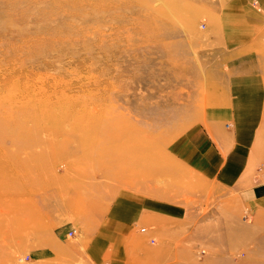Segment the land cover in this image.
<instances>
[{
  "label": "rangeland",
  "instance_id": "rangeland-1",
  "mask_svg": "<svg viewBox=\"0 0 264 264\" xmlns=\"http://www.w3.org/2000/svg\"><path fill=\"white\" fill-rule=\"evenodd\" d=\"M232 1L0 0V156L12 152L0 165V264H31L24 256L62 224L78 233L87 200L104 204L97 191L116 177L174 197L189 185L174 201L190 205L191 233L223 238L195 247V264H264V214L167 156L206 120V76L226 58L210 35ZM258 44L264 59V33Z\"/></svg>",
  "mask_w": 264,
  "mask_h": 264
},
{
  "label": "crops",
  "instance_id": "crops-1",
  "mask_svg": "<svg viewBox=\"0 0 264 264\" xmlns=\"http://www.w3.org/2000/svg\"><path fill=\"white\" fill-rule=\"evenodd\" d=\"M222 15L216 23L220 32L212 31L209 44L211 52H225L226 58L212 66L217 75L206 76V89L213 94L206 120L177 133L167 156L219 190L234 191L259 215L264 214V155L257 152L256 133L263 124L264 59L255 50L264 33V0H233ZM120 180L97 191L105 197L100 207L97 195L87 200L89 211L83 217L92 219L87 226L71 236L73 224L55 227L45 236L49 242L41 239L40 247L24 258L31 264H195V247L204 252L223 241L217 234L204 236V228L199 236L191 233L185 219L190 205L174 201L187 195L188 184L177 187L174 197L157 191L150 180L129 186ZM146 184H151L149 190ZM166 233L177 236L159 239ZM221 248L215 252L225 257Z\"/></svg>",
  "mask_w": 264,
  "mask_h": 264
},
{
  "label": "bare ground",
  "instance_id": "bare-ground-1",
  "mask_svg": "<svg viewBox=\"0 0 264 264\" xmlns=\"http://www.w3.org/2000/svg\"><path fill=\"white\" fill-rule=\"evenodd\" d=\"M13 131V130H12ZM14 133V132H13ZM10 154H12V152H6V151H4V153H2L1 154V156H0V165H5V156H8V155H10ZM10 169V168H9ZM15 169V168H14ZM6 170V169H5ZM10 171V170H9ZM20 171H21V169H20ZM6 172H8V169H7V171ZM11 172H13V171H11ZM0 173H5L4 171L3 172H0Z\"/></svg>",
  "mask_w": 264,
  "mask_h": 264
},
{
  "label": "built area",
  "instance_id": "built-area-1",
  "mask_svg": "<svg viewBox=\"0 0 264 264\" xmlns=\"http://www.w3.org/2000/svg\"><path fill=\"white\" fill-rule=\"evenodd\" d=\"M73 233H74V231L69 232L67 235H68V236H71V235H73Z\"/></svg>",
  "mask_w": 264,
  "mask_h": 264
}]
</instances>
